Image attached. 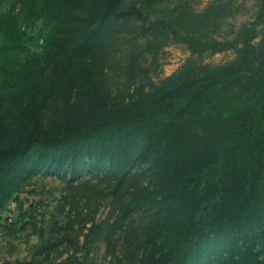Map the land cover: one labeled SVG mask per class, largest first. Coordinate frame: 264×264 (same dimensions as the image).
<instances>
[{
    "label": "trees",
    "instance_id": "16d2710c",
    "mask_svg": "<svg viewBox=\"0 0 264 264\" xmlns=\"http://www.w3.org/2000/svg\"><path fill=\"white\" fill-rule=\"evenodd\" d=\"M119 1L13 0L0 10V205L38 168L65 179L82 157L96 171L145 165L146 184L106 226L114 233L146 213L139 264H264V0L236 27L210 2L151 21L141 34L191 57L127 100L71 101L76 61ZM22 20L45 23L42 51L25 46ZM226 50L235 56L222 64L200 57ZM51 102L63 112L45 126Z\"/></svg>",
    "mask_w": 264,
    "mask_h": 264
},
{
    "label": "rangeland",
    "instance_id": "374dc122",
    "mask_svg": "<svg viewBox=\"0 0 264 264\" xmlns=\"http://www.w3.org/2000/svg\"><path fill=\"white\" fill-rule=\"evenodd\" d=\"M12 1H4L0 10L9 9ZM208 2L217 10L227 7L225 21L236 27L252 18L260 0H120L118 14L105 21L90 49L76 61L72 77L77 90L71 101H90L97 95L113 103L127 100L137 88L152 89L191 56L185 46L143 35L142 28L151 21L200 12ZM22 27L25 46L42 51L45 23L22 20ZM234 56V50H226L200 57L218 65ZM13 60L16 57L11 56L9 61ZM62 112L59 102H51L42 115L43 124L50 125ZM32 159L37 160L33 154ZM90 162L82 157L65 179L60 172L38 168L0 205V264H139L146 213L133 212L114 233L106 226L116 218L128 192L146 184L148 166L107 163L96 171Z\"/></svg>",
    "mask_w": 264,
    "mask_h": 264
}]
</instances>
